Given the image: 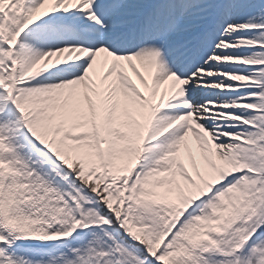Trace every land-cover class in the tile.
Listing matches in <instances>:
<instances>
[{
  "label": "snow or ice",
  "instance_id": "snow-or-ice-1",
  "mask_svg": "<svg viewBox=\"0 0 264 264\" xmlns=\"http://www.w3.org/2000/svg\"><path fill=\"white\" fill-rule=\"evenodd\" d=\"M0 264H264V0H0Z\"/></svg>",
  "mask_w": 264,
  "mask_h": 264
}]
</instances>
